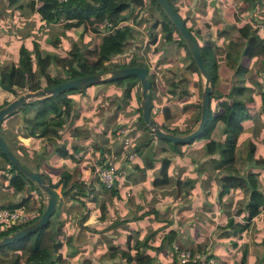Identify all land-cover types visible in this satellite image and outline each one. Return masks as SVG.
Here are the masks:
<instances>
[{"label":"crops","instance_id":"crops-1","mask_svg":"<svg viewBox=\"0 0 264 264\" xmlns=\"http://www.w3.org/2000/svg\"><path fill=\"white\" fill-rule=\"evenodd\" d=\"M1 1L5 4L4 0ZM171 1L193 34H206L209 40L211 33L219 34L220 40H223L230 30H235L238 33L237 27L244 23L251 25L252 28H257L259 33L264 31V20H259L260 16V18L264 17V8H262L264 0H255V5L249 8L244 0H231V2L230 0ZM242 7H246L244 11H241ZM13 8L15 7L13 6ZM16 9L19 10V8ZM0 13L2 14L0 19H2L4 13L2 11ZM138 40H142L141 35ZM228 40L235 41L226 39L225 47L220 52L221 56L227 48ZM240 40L243 38L239 37ZM200 41L198 39L199 43ZM135 46L138 45H130L128 53H132ZM137 48H141V46ZM163 48L165 47L150 49L158 52V55L161 56ZM180 52L181 50L179 54ZM234 55L241 56L234 53L231 57ZM244 58L248 63L238 65H242L246 70L242 74H234L235 68L233 71L231 69L227 77L230 81H228L226 91L219 92L217 90L219 88L217 85L215 86L216 81L213 86L215 94H223L227 92L234 78H243L246 86L252 90V92L248 90L236 96L244 101L250 116L242 122L244 131H241L240 136L253 134L256 130L261 129L260 125L264 126V100L262 102L259 94L254 92L256 89L254 80H261L264 83V54L259 67L256 66L254 57ZM167 59H169V55L166 59L161 60L167 61ZM221 59L228 58L222 57ZM136 86L137 84L134 85L128 102L121 107L116 105L119 90L111 84L94 83L81 91L68 94L67 96L71 100L70 114L72 116L68 115L66 123L59 125L60 138L53 137L49 141L41 136H23L20 131L23 126L20 113L4 116L5 118L0 122V128L3 129L5 135L13 136V141L17 142L16 156L26 167L42 173L51 182L60 179L62 172L69 173L70 178L63 188L65 193H61L59 188H56V210L53 211H56L55 219L62 223L61 231L57 234L58 241L61 240L59 237H64L63 247H66V243L73 246H75L74 243L77 244L76 251L81 261L78 264H82L84 258L91 260L92 264H111V261L114 260L113 256H110L112 251L119 252L123 249L126 252L119 253L121 257H128V253L131 255L130 250L125 249L126 238L130 243H133L143 240V237L146 236V243L150 247H143V252L146 248L161 251L162 257H166L170 264H174L171 245L169 251V246L164 238L168 229H173V240H177L181 247L195 248L190 245L198 247L201 244L198 243V240L202 238L204 246L201 248H205L212 255L216 264H264V245L261 243L264 235V208L251 217L250 225L245 229H231L226 226L231 216L238 222L244 221L245 211H241L237 215L230 212L232 207L244 205L247 191L238 188L230 189L231 192L230 190L223 191L225 187L222 184L219 185L217 180L218 169H213L214 160L218 162L217 154L201 153L200 161L209 168L203 166L202 170L199 169L198 172L192 161L184 159V156H181L176 149L153 137L149 140L154 154L151 158V166L143 172L132 168L134 164L141 162L140 155L135 151L137 141L142 133V129L136 127L139 115L137 112L139 102L135 97ZM249 95L259 106L258 109H255L253 101L247 103ZM159 101L163 108L162 119L158 120V117L153 116L155 121L159 124L168 121L178 124V121L184 117V111L182 114L180 111L178 112L180 118L178 117L175 121L172 120V117L166 119L164 116V108L165 112H168L166 105L171 103L174 108L176 107L171 100L165 101L164 92L161 89L156 90L151 103L154 105ZM252 108H254L253 112ZM6 119H10V122ZM4 120L7 123L3 124ZM117 127H123L130 139V145L127 148L132 149L134 154L128 160L124 158L125 148L121 145L119 136L115 134ZM200 140L202 143L205 139ZM248 140L250 139L245 140L244 143ZM135 141L137 143L134 147ZM201 143L200 146H202ZM58 147L63 148L64 152H60ZM140 147L143 149L145 146L141 145ZM178 147L180 151L184 148L181 144ZM246 149L247 147L243 155L237 157V163L240 162L241 168L234 162L233 165L239 171L246 169L257 171V177L261 175V182L264 184V168L259 165H249L244 157ZM110 155H112V162L116 166L117 172L114 181V184L116 183L115 192L101 186L93 174V164L104 163ZM253 156L258 158L264 154L258 156L254 150ZM163 157L169 159L165 169L166 179L154 181L153 179L161 176L160 166ZM9 173L7 164L0 157V207L7 202L17 203L23 199L20 206H23L31 215L37 211L40 205L42 210L46 203V195L42 194L33 184L27 185L21 191L12 192L11 188L7 186ZM213 177L215 178L213 179ZM202 179V183L206 182L209 186L205 193L210 190L211 196L215 195L217 204L213 197L208 199L212 201L201 200L204 219L197 223L204 227V232L196 233V222L194 219L190 222L194 211L192 215L185 213V216L176 214V212L200 194L201 190L197 193V185L199 186ZM217 186L219 187L218 191L216 190ZM213 189L217 191L216 194ZM73 194L74 197L71 196ZM199 215L203 216L200 212ZM158 225H161L165 232L157 241L158 245H152L149 239L155 232L153 230L159 229ZM186 226L189 230L183 228ZM145 229H147V233H144ZM98 236L101 237V241H108L103 249L96 242ZM112 242L115 243L112 244ZM122 243L125 247L122 246ZM112 245H116V247L108 251L107 247ZM63 247L61 243V251ZM107 254L109 255L107 256ZM147 254L153 258L151 264H158L161 261V258Z\"/></svg>","mask_w":264,"mask_h":264},{"label":"trees","instance_id":"trees-1","mask_svg":"<svg viewBox=\"0 0 264 264\" xmlns=\"http://www.w3.org/2000/svg\"><path fill=\"white\" fill-rule=\"evenodd\" d=\"M4 1L7 6L13 5L15 8H20L23 5L28 10L33 11L39 21H44L46 24H53L54 22L58 23L63 30L81 27L82 29L79 31H81L82 35L86 29H89L92 32L97 33L99 37L94 45H92V41L90 45L86 46L83 45L84 43L74 45V48L70 50L67 55L47 53L49 61L54 64L53 68H50L49 65H44L42 63L40 52L36 43L34 44L33 53L35 56V67H32L30 61L25 56L26 48L23 45H20L18 49L17 65H6V63L0 64V108L20 93L50 87L60 81L80 75L128 65H141L148 69L147 64L144 62L143 53L147 51L150 45H144L140 56H138L135 52L137 51L140 53L137 48L135 51H132L133 54H129L128 52L125 53L124 61L110 63V60L116 55L123 54V47L126 42L135 41L140 35L142 39V34L138 29L137 22L140 19H147V17H144L142 13L147 14L149 12V8H153L157 10L159 15V17L155 18L153 24H159V31L161 33L162 40L175 43L174 47L177 51L179 52L181 50V52H183L178 54L180 58L185 57L187 59L186 66L190 67L195 72V87L197 96L194 98V94L187 88V81L184 79L182 73H179V79L177 78V80L172 77L175 71L170 67L165 69L155 67L154 71L148 73L150 81L148 89L150 105L153 106L151 99L153 98L156 90L161 89L164 92L165 101L171 100L181 114L189 105L193 107V114L189 119H180L179 125L171 123L170 121L166 123L163 122L160 124L162 129L176 134H185L196 126L199 117L201 78L182 38L155 0H67L64 2H59L58 0ZM169 2L176 10L172 1L169 0ZM244 2H246V4H250L248 8L253 7L256 3L255 0H244ZM1 15L2 14L0 13V17ZM182 20L185 22V19L182 18ZM103 21L107 22L108 25L99 27L98 24ZM187 29L191 31L188 26ZM237 31L239 37L243 38V40H228L226 45L227 48L222 56L214 48L212 41L208 39L206 34H192L197 43L204 66L211 78V91L209 94L206 121L200 134L194 139H205L202 144L203 154H217L218 160L222 157L221 153H219L220 151H218L219 141L210 137V133L215 124L217 122H221V130L226 134L225 140L226 142H230L229 148H231L230 145L233 143L238 131L243 127L242 122L250 117L244 101L236 96L251 90L248 86H246L243 78H234L231 81L226 93L215 94L213 92V86L217 78L219 60L222 57L230 58L231 55L235 53L248 58L254 57L257 67H259L263 61L264 36L258 33L257 28H252L251 25L247 23L237 27ZM60 33H63V31ZM154 38L155 35L151 36L147 42L151 43ZM197 39L201 40L200 43ZM141 41H143V39ZM140 46L141 45H138L134 48ZM152 50L153 49L150 51ZM167 53H171V50L163 48V50H161V59H166L167 57L165 55ZM156 63H159L158 59L156 60ZM156 70H159L158 72L160 74L156 73ZM245 70L246 68L242 65H237L233 73L242 74ZM155 77H157L158 82L161 83L159 88L156 87V90L154 86ZM101 83L111 84L115 88H118L119 93L117 95L118 100L116 103L118 107H121L128 102L134 85L137 84L139 87L138 79L134 75L117 77ZM254 83L256 86L254 92L256 91L259 94L263 102L264 83L261 80H254ZM15 84L23 86V91L18 93L16 91ZM90 85L91 84H85L65 89L55 95L32 98L5 117H8L11 114L20 113L23 125L20 131L23 136H41L45 137L48 141L53 139V137L60 138L61 131L59 125L66 123L68 115L72 116L70 114L71 100L67 95L81 91ZM186 96H192V99L186 100ZM135 97L139 102V91L135 92ZM29 110L31 113L27 114ZM137 110L139 115L137 116L136 127L138 129H142V133L140 134L136 147V141L133 145L135 147V151L140 155L141 162L134 164L132 168L136 171L143 172L152 164L151 158L153 150L152 145L149 144L150 138L154 137L159 141H163L173 149H176L178 152V146L181 143H172L169 140L156 137L152 133L151 129L142 122L139 105L137 106ZM0 134L3 136L5 142L13 153L17 155L15 149L17 142L13 141V136L8 137V135H5V132L1 128ZM245 144L247 149L244 157L249 165H259L264 168V156L258 158L254 157V144L250 141H246ZM141 145L145 147H143V149L141 147L139 148ZM58 149L60 152H64L63 148L58 147ZM0 157L7 164V170L10 172L7 177V186L11 188L12 192L21 191L27 185L33 184L36 186L25 175H23L21 171L17 170L11 164L1 151ZM227 159V157L224 158V160ZM168 161L169 159L165 157L161 159V176L160 178L158 177L153 179L154 181H162L166 179L165 169ZM228 162L229 163H225L223 167L218 169L219 184H222L225 187V190H223L224 192L234 188L244 191L246 190L247 199L242 207L234 206L231 208L230 212L233 215H237L241 211H245L243 215L244 221L238 222L233 216H231L227 221L226 226L231 229H245L250 225L251 217L258 213L261 208H264V197L256 180L258 172L251 171L250 169L239 171L233 165V162ZM199 169L202 170L201 167L199 168L196 166V171L199 172ZM40 175L55 193L57 187L61 193H65L63 188L66 186L67 181L70 178L69 173L62 172L60 179L56 182H51L42 173H40ZM115 186L116 183L110 188L112 192L116 191ZM37 188L42 194L46 195L39 187ZM71 196L74 197V194ZM21 202H23V199L17 203L7 202L3 206L11 209L20 206L22 204ZM40 206L27 220L16 224H10L8 227L0 229V236L8 234L9 232L33 221L41 212ZM55 215L56 211H53L47 222L42 226L28 232L22 237L14 239L11 242L0 245V264H64V259L60 253L61 243L57 239V234L61 231L62 223L61 221L55 219ZM168 230L169 231L166 232L164 236L166 244L169 246L172 242H176L178 247H181V244L177 242V240H173V229ZM146 239L147 237L145 236L141 241H134L133 243H130L126 238L125 245L126 249L131 252V264H151L153 261V258L147 253L144 256V252L142 250L143 247H150V245L146 243ZM261 243L264 245V235L261 239ZM115 247L116 245L109 246L107 247V250L110 251ZM41 249H44L47 253L45 258H42L40 254ZM16 251H19L20 254L18 255ZM91 263V260L88 258L82 259V264ZM214 264H216L215 260Z\"/></svg>","mask_w":264,"mask_h":264},{"label":"rangeland","instance_id":"rangeland-1","mask_svg":"<svg viewBox=\"0 0 264 264\" xmlns=\"http://www.w3.org/2000/svg\"><path fill=\"white\" fill-rule=\"evenodd\" d=\"M249 5L250 4H247V7ZM244 8L246 7H242L241 11H244L245 10ZM0 11L4 13V17L0 19V61H2L0 62V64L6 63V65H10V64L17 65L18 64V49L20 45H23L26 48L25 56L30 61L32 67H35V56L33 55V53H34V44L36 43L37 48L39 49V52H40L42 63L44 65H49L50 68H53L54 64L53 62L49 61L47 53L67 55V53H69V51L74 48V45H80V43H84L83 45L86 46V45H90L92 42H93L92 45H94L99 37L97 33H94L89 29L88 30L86 29L84 34L82 35L81 31H79L82 29L81 27H75V28L63 30L58 23H55V22L53 24L43 23L44 21L37 20V17L35 16L34 12L28 10L23 5L18 10L16 8H13V5L11 6L5 5L0 0ZM148 11L149 12L147 14L142 13V15L144 17H147V19H140L137 22V26H138L140 33L142 34L143 42L144 41L147 42V40L151 36L155 35V38L152 41V43L155 45H150L147 51L143 53L144 61L147 63L149 71L150 72L154 71L155 67L161 68V69L170 67L171 69L175 71V73L172 76L175 79L178 78L179 73H182L184 76V79L187 81V88L189 89L190 92L194 94V98H196L197 91L195 87V77H196L195 72L190 67L186 66L187 59L185 57L180 58V56L178 55L179 52L173 45L174 43L168 42V44L165 45V43L167 42L162 40L161 33L159 31V24L158 23L153 24L155 18L159 17L157 10L153 8H149ZM242 17H244V15H242ZM260 17H259V20H264V17L263 18H260ZM200 29L202 30V28ZM61 31H63V33H60ZM260 33H259L260 35L264 36V31H260ZM209 36L211 37L210 40L212 41V45L218 51L219 54L221 51H223L225 47L226 39H233L235 41H239V34L235 30L228 31L223 40L219 39L218 37L219 34L217 33H211ZM135 41H139V40L137 39ZM143 47L144 45H141V48H138L140 53ZM156 47H165L171 50V53L166 54V57H168L169 55V59H167V61L161 60V56L158 55V52H154L153 50L150 51L151 50L150 48H156ZM128 48H130V45H128V42H126L123 47V50H124L123 54H119V55L112 57L110 60V63H113L116 61H124L125 53L128 52ZM135 52L137 53L138 56H140V54L137 51ZM181 53L183 52H180V54ZM156 59H158L159 61L161 60L159 64L155 62ZM246 63H248L246 58L241 57V56H236V55L228 59H220L218 63V67H217V80L215 84V86L217 85L219 89L217 88L216 89L219 92L226 91L228 81H230L227 77L231 69L233 71L236 65L246 64ZM158 71L159 70H156V73H159ZM224 77H226V79H224ZM160 85L161 83L158 82L157 77H155V81H154L155 90H156V87L159 88ZM136 87H137L136 91H139L138 85ZM15 88L18 93L23 91V86L21 85L15 84ZM23 93H26V92H23ZM23 93H20V94H23ZM247 97H248L247 103H251L253 101L252 97L250 95ZM185 99L186 100L192 99V96L190 97L186 96ZM253 103L255 104V109H258L259 106H257L254 101ZM166 107H167L166 109L168 110V112H165V108H164V116L166 117V119H168L169 117H172V120L175 121L177 120L178 117L180 118V116L178 115L179 110L177 108H174V106L171 103L170 105H166ZM250 111H251V108H250ZM253 111H254V108H252V112ZM150 112L151 114H153L152 116H155L156 118L158 117V120H161L162 112H163L161 102L159 101L158 103H154V105L150 107ZM30 113L31 112L29 110L27 114H30ZM191 114H193V107L189 105L187 108L184 109L183 119H189ZM258 115L260 114L258 113ZM6 120L10 122V119L9 120L6 119ZM6 120L3 121V124L7 123ZM179 124L180 122L178 121V124L176 125H179ZM260 126H261V129L256 130L255 133L253 134L250 133L248 135H246L247 134L246 133L245 135L248 136V138H246V136H240L241 131L243 132L244 130L243 129L239 130L238 131L239 134L235 137L233 143L230 145L231 148H229L230 142H226L225 140L226 134L222 132L221 130L222 124L221 122H217L210 133V137L219 141L218 151H220L219 153H221L222 157L218 160V162L217 160H214L213 169L217 170L223 167L225 163H229L228 161L234 162L235 165L241 168L240 162L237 163V160H238L237 157L239 155H243L245 148H246L244 142L247 139H250L248 141H251L252 143L255 144L254 150L258 156L261 154H264V126L263 125H260ZM200 143H201V140L197 138L187 143H181V146H183L184 148L181 151L179 150L178 153L181 154V156H184V159L192 161L195 167L197 166L199 168L200 167L203 168L204 163L201 162L199 159V157L201 156V153H203V148L202 146H200ZM225 157H227L228 159L224 160ZM206 167L209 168L208 166H204V168ZM214 178L215 177H213V179ZM261 179H262L261 175L259 177L256 176V180L259 184V187L262 190V194L264 197V184H262ZM217 180L219 182V177H217ZM202 182H203V179L200 182L199 186L197 185V193L199 190H201L200 194H198L197 196L195 194L196 197H194L193 200H191L185 207H182L181 209H179L180 211L178 210L176 212V214H181V216H185V213H189L192 215V212L194 211L190 219V222L192 221V219H194V221L196 222L197 224V227H196L197 229H195L196 233L204 232V227H202L200 224L197 223V221H201L202 219H204L203 218L204 213L201 209L202 207L201 200L212 201V200H208L212 197L215 200V195L211 196L212 192H209L210 190H208V192L205 193V191H207L206 189H208L209 186L208 184H206V182H205L206 185L203 184ZM218 189L219 187L217 186L216 190L218 191ZM216 190L213 189V192L215 194L217 192ZM215 203L217 204L216 200H215ZM199 212L202 213L203 216H200ZM158 226H159V229L157 231L156 229H154L153 232L154 231L155 232L154 234H152V237L149 239L152 245H155V244L158 245L157 241L159 240L161 234L165 232L164 228H161V225H158ZM183 228L185 230H189L188 226L183 227ZM144 233H147V229L144 230ZM59 239H61L60 243H62V247H63L64 237L62 238L59 237ZM96 242L97 244L101 246V249H103L108 243V241H101L100 236H98V240ZM113 243L115 242H112V244ZM198 243H201L198 245V247L194 245H190V246L195 247V248H201L202 246H204L202 238L198 240ZM74 245L76 246L77 244L74 243ZM64 246H65V243H64ZM75 246H73L72 244L69 245L66 243V247H63V250L60 251L64 259V264H78L81 262L80 257H78L79 255L77 254V251H76L77 246L76 247ZM122 246L125 247L123 243H122ZM168 250L170 251V245H169ZM123 251L126 252L123 249L119 250V252H116V251L110 252V256H113L112 259H114L111 261L112 263L111 262L110 263L111 264H131L132 262H131L130 253H128V257H121V255L119 254ZM146 252L153 255L154 257L161 258V261L158 262V264H170L166 257H162L163 254L161 251H156L153 248H146L144 252V256ZM16 253L18 255L20 254L19 251H16ZM40 254L42 258H45L47 253L44 249H41ZM108 255L109 254H107V256Z\"/></svg>","mask_w":264,"mask_h":264},{"label":"water","instance_id":"water-1","mask_svg":"<svg viewBox=\"0 0 264 264\" xmlns=\"http://www.w3.org/2000/svg\"><path fill=\"white\" fill-rule=\"evenodd\" d=\"M161 9L164 11L170 22L176 28L178 34L182 38L186 48L197 68V72L201 78V90L199 97V117L196 126L185 134H176L173 132L166 131L161 128L160 124L157 123L154 117L150 112V98H149V86L150 81L147 74V69L141 65H128L115 67L107 69L100 72H94L90 74L80 75L77 77L69 78L63 81H60L53 86L37 89L31 92H26L18 95L6 105L0 108V120L14 111L16 108L22 106L28 100L37 97H43L46 95H55L58 92L74 88L77 86L85 84H94L101 83L107 80H112L117 77H124L128 75H134L138 79L139 83V107H140V116L142 122L147 125L152 133L158 137L169 140L172 143H187L194 139L197 135L200 134L207 116L209 94L211 91V78L207 72L202 57L200 55L197 43L186 28L184 22L173 8L169 0H155ZM0 151L8 159V161L19 171L22 172L31 182H33L37 187H39L46 194V203L41 210L39 216H37L33 221L28 224H25L8 234L0 236V245L13 241L23 235L31 232L38 227L45 224L55 209L56 205V193L54 190L43 180L40 173L36 170H32L25 165H23L18 157L13 153L9 148L5 139L0 134Z\"/></svg>","mask_w":264,"mask_h":264},{"label":"built area","instance_id":"built-area-1","mask_svg":"<svg viewBox=\"0 0 264 264\" xmlns=\"http://www.w3.org/2000/svg\"><path fill=\"white\" fill-rule=\"evenodd\" d=\"M64 2L67 0H58ZM108 25L103 21L99 23V27ZM145 42V41H144ZM135 49V48H134ZM115 134L119 136L121 145L125 148L124 158L130 159L134 151L128 149L130 145V139L126 135V131L123 127H117ZM127 148V149H126ZM93 174L96 177L98 183L104 188H111L114 186L116 178V166L112 162V155L104 163L93 164ZM31 214L23 206L15 208H7L6 206L0 207V229L8 227L10 224H16L30 218ZM171 252L174 260V264H214V258L207 252L205 248H189L178 247L176 242L171 244Z\"/></svg>","mask_w":264,"mask_h":264},{"label":"flooded vegetation","instance_id":"flooded-vegetation-1","mask_svg":"<svg viewBox=\"0 0 264 264\" xmlns=\"http://www.w3.org/2000/svg\"><path fill=\"white\" fill-rule=\"evenodd\" d=\"M176 12L178 13V11L176 10ZM178 15H179V13H178ZM180 16V18L182 19L183 17L181 16V15H179ZM184 19V18H183ZM183 21V20H182ZM184 22V21H183ZM184 24H185V26H186V28H187V23H185L184 22ZM190 33L191 34H193V31L191 30L190 31ZM194 37V36H193ZM128 45H153V43H148V42H142V41H128ZM174 45H175V43H174ZM135 51V50H134ZM131 54H133V53H131ZM146 68V67H145ZM149 73V71H148V69H147V74ZM150 98V97H149Z\"/></svg>","mask_w":264,"mask_h":264}]
</instances>
